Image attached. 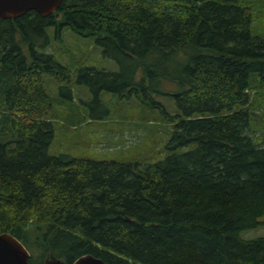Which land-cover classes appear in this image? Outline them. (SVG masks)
Listing matches in <instances>:
<instances>
[{"label":"trees","instance_id":"obj_1","mask_svg":"<svg viewBox=\"0 0 264 264\" xmlns=\"http://www.w3.org/2000/svg\"><path fill=\"white\" fill-rule=\"evenodd\" d=\"M65 29L118 69L70 50ZM76 83L93 97L85 107ZM58 100L81 110L67 115ZM129 100L144 104L145 122L154 111L170 123L157 155L50 152L58 129L79 133ZM262 224L264 0H64L47 17L0 19V234L26 246L29 264L48 253L68 264L85 254L108 264H264V236L241 237Z\"/></svg>","mask_w":264,"mask_h":264},{"label":"rangeland","instance_id":"obj_2","mask_svg":"<svg viewBox=\"0 0 264 264\" xmlns=\"http://www.w3.org/2000/svg\"><path fill=\"white\" fill-rule=\"evenodd\" d=\"M50 33L53 46L49 51H54V49L58 47V41L53 38L52 30ZM61 35L60 42L69 44L70 50L75 52L76 46L79 45L82 48L81 52L93 58L87 61L89 64L113 70L118 69L117 64L113 60L103 57L101 49L97 47L90 38L82 37L71 29H65ZM93 45L96 51H93ZM45 85L50 95L56 99L57 97L59 99L62 98L60 95L61 85L57 80L47 75L45 76ZM73 89L74 96L79 98V100H76L79 103L81 100L89 101L93 98L89 88L86 86L76 83ZM107 94L103 98L104 101L111 100L112 94ZM154 97L164 103L171 114L177 111L175 100L172 97L164 95H157ZM57 103L58 107L66 110L67 115L72 112L71 110H74V112L81 110L72 107V105L69 106V104L62 101L59 102V100ZM81 106H83V103ZM143 106L144 104H141L139 100L125 101L123 105H118L115 108L113 107L114 117L108 118L107 120L105 119L104 121L89 120L81 125L78 129L79 133L75 131L76 129H73L75 127L68 131L58 129L50 152L55 154L64 153L73 156L83 155L91 157L93 155L99 158L97 155H100V158H120L122 155L140 156V154L137 151H133V149L142 147L148 150L145 154L149 156H151V154L157 155V152H161L162 146L169 138L167 130L171 128V125L169 122L161 121L162 119L159 117L160 115L157 114L158 112L156 113L154 111L152 112L154 120L149 121V123L145 122V119L140 117ZM147 109L150 110L149 108ZM136 112L137 115H133ZM149 112L150 111H147V113ZM70 114H72L73 117L75 115V113ZM160 121L161 123H159ZM119 130L121 131L119 132ZM89 136L91 137L90 139L93 138V141L89 139L86 140ZM124 150L125 152H122ZM262 236H264V224L241 232V237L244 239H254ZM36 253L37 255L40 254L39 251Z\"/></svg>","mask_w":264,"mask_h":264},{"label":"water","instance_id":"obj_3","mask_svg":"<svg viewBox=\"0 0 264 264\" xmlns=\"http://www.w3.org/2000/svg\"><path fill=\"white\" fill-rule=\"evenodd\" d=\"M64 0H0V19L17 18L30 10L43 17L57 12ZM30 252L13 234H0V264H29ZM45 264H68L65 260L48 253ZM71 264H108L102 258L85 254Z\"/></svg>","mask_w":264,"mask_h":264}]
</instances>
